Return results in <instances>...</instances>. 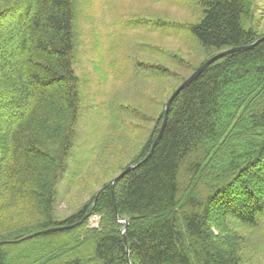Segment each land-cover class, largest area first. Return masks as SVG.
I'll use <instances>...</instances> for the list:
<instances>
[{"label": "trees", "instance_id": "trees-1", "mask_svg": "<svg viewBox=\"0 0 264 264\" xmlns=\"http://www.w3.org/2000/svg\"><path fill=\"white\" fill-rule=\"evenodd\" d=\"M192 1L201 9L193 22L151 21L188 29L210 57L264 35L250 23L254 0ZM75 7L0 0V264H245L229 221L254 226L264 215V41L215 61L182 90L144 160L162 106L125 168L142 163L117 181L114 196L110 181L90 205L58 220L56 187L81 110ZM147 67L176 76L162 64ZM89 213L103 215L99 227L88 225Z\"/></svg>", "mask_w": 264, "mask_h": 264}, {"label": "rangeland", "instance_id": "rangeland-1", "mask_svg": "<svg viewBox=\"0 0 264 264\" xmlns=\"http://www.w3.org/2000/svg\"><path fill=\"white\" fill-rule=\"evenodd\" d=\"M254 3L250 23L259 34L264 33V0ZM75 5L81 110L77 136L56 187L58 220L90 205L98 191L122 172L142 148L153 117L159 115L181 78L211 56L188 29L151 21L197 20L201 9L192 0H75ZM172 53L188 64H179ZM150 63L165 65L176 76H159L149 70ZM127 107L139 109L141 118L130 116ZM88 218L90 227H99L103 215ZM229 225L241 237L244 263L264 264V215L254 226L234 220Z\"/></svg>", "mask_w": 264, "mask_h": 264}, {"label": "water", "instance_id": "water-1", "mask_svg": "<svg viewBox=\"0 0 264 264\" xmlns=\"http://www.w3.org/2000/svg\"><path fill=\"white\" fill-rule=\"evenodd\" d=\"M262 41H264V35L262 37H260L259 39H257L252 44L244 45V46H240V47H235V48H231V49H227V50H224V51H221V52L217 53L216 55L210 57L208 60H206L204 63H202L198 67V69L196 71H194L184 82L181 83V85L172 93V95L169 97L168 101L166 102V105H165V116H164V120H163L161 131H160L157 139L153 143L150 153L148 154V156L144 160H147L152 155V153L154 152L155 147L159 143V141H160V139H161V137L163 135V131L165 129L166 123H167L168 118H169V113H170V109H171L172 103L174 102L176 97L181 93V91L184 90L193 80H195L208 66H210L215 61L227 56L228 54H231V53H234V52H238V51H244V50H247L249 48H252L253 46L259 44ZM141 163L134 164V165H129L119 175H117L115 178H113L111 180L110 185H111L113 196H114V190H115V185H116L117 181H119L121 178H123L126 174H128L130 171L135 169ZM114 205H115V208L117 209V206H116L115 203H114ZM117 214H118V212H117ZM87 216H90V213ZM123 222L127 223L128 221H127L126 218H120L119 219V223L121 224ZM127 224L124 226V230H123L125 241L127 240V236H126ZM70 227L71 226L56 227V228H51L49 230H58V229L70 228ZM47 231H40V232L31 234V235H29V236H27L25 238H30V237H33V236L38 235V234H42L43 232H47Z\"/></svg>", "mask_w": 264, "mask_h": 264}, {"label": "bare ground", "instance_id": "bare-ground-1", "mask_svg": "<svg viewBox=\"0 0 264 264\" xmlns=\"http://www.w3.org/2000/svg\"><path fill=\"white\" fill-rule=\"evenodd\" d=\"M124 223V222H123Z\"/></svg>", "mask_w": 264, "mask_h": 264}]
</instances>
